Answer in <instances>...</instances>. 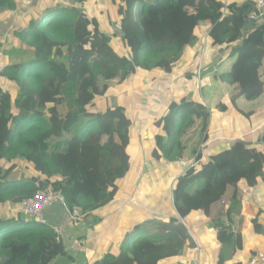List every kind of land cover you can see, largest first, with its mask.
I'll list each match as a JSON object with an SVG mask.
<instances>
[{
  "label": "trees",
  "instance_id": "16d2710c",
  "mask_svg": "<svg viewBox=\"0 0 264 264\" xmlns=\"http://www.w3.org/2000/svg\"><path fill=\"white\" fill-rule=\"evenodd\" d=\"M96 1L32 0L15 15V0H0V22L16 16L15 29L0 37V264L70 258L54 228L25 223L21 203L36 193L40 173L45 182L57 179L54 188L82 219L117 200L119 180L130 171L133 120L121 95L108 93L139 72L170 73L186 47L200 42L199 30L217 47L218 65L227 68L224 79L240 99L253 101L264 90V20L249 19L256 0H113L119 22L113 36L120 29L134 32L118 42L85 11ZM249 24L254 28L246 33ZM206 107L171 103L156 121L165 136H157L153 154L177 161L186 148L184 136L196 125L194 136L206 140ZM200 160L197 150L174 184L179 218L209 214L229 187L244 183L252 189L264 181V153L239 141L206 163ZM188 238L180 222L150 221L126 235L119 253L101 248L87 264H159L177 257Z\"/></svg>",
  "mask_w": 264,
  "mask_h": 264
},
{
  "label": "crops",
  "instance_id": "0c3cea01",
  "mask_svg": "<svg viewBox=\"0 0 264 264\" xmlns=\"http://www.w3.org/2000/svg\"><path fill=\"white\" fill-rule=\"evenodd\" d=\"M90 7L85 9L89 10ZM251 26H247L246 33L254 28ZM198 34L200 42L195 47L189 46L185 49L184 54L187 55L188 62L181 72L175 73L172 69L166 76L158 74L157 71L139 72L133 76H139L141 84H147L149 81L151 87L155 82H161V87H165L167 99L166 106L160 102L159 108L155 104L153 90L150 96H147L149 99L141 97L137 101L132 117L127 112L133 120L135 136L128 149L131 159L130 171L119 180L120 194L117 200L77 223L71 221L62 206L53 205L45 211L48 225L61 230L70 256L59 258L52 264H87L101 255V248L105 253L117 254L126 235L150 221H161L165 224L180 222L187 229L189 237L177 257L163 260L159 264H244L259 252H264V181L252 189L244 183L238 185V188L229 187L223 197L226 204H223L222 200L215 203L209 214L197 211L183 218L176 214L173 203L174 184L190 169L197 150L201 154V163H206L237 141L264 153V90L258 99L246 101L240 99L236 88L225 81V94L235 96L236 99L230 104H221L217 87V77L221 70L218 65V49L209 44L200 65L196 61L199 54L197 47L204 44L207 33L199 30ZM191 70L198 73L201 83H207L206 92L209 91L210 94L208 99L205 95L202 96L201 90L199 96L196 92L186 95L187 98H192L190 102L198 98L199 102L207 106L211 116L208 137L201 141L199 136H194L195 130L199 129L196 125L182 140L186 146L182 151L184 153H173L181 155L177 161L156 156L153 152L157 147V136H165L156 126V121L162 118L168 112L170 104L175 102L174 93L181 92V89H175L176 83L183 77L189 80ZM224 71L226 72L227 68H224ZM148 78L151 80H147ZM128 93L132 95L130 89H124L120 95L131 100L132 96L126 95ZM186 111V117L190 119L191 108ZM142 112L149 113L150 119L143 120L142 116L138 115ZM221 118L229 124L228 131L214 129V120L221 121ZM160 153L162 154L161 150ZM225 217L230 226H225L222 222ZM223 227L229 229L228 233H225ZM231 238L234 241H231ZM77 244H81L80 248L73 247Z\"/></svg>",
  "mask_w": 264,
  "mask_h": 264
},
{
  "label": "rangeland",
  "instance_id": "374dc122",
  "mask_svg": "<svg viewBox=\"0 0 264 264\" xmlns=\"http://www.w3.org/2000/svg\"><path fill=\"white\" fill-rule=\"evenodd\" d=\"M29 2H32V0H15V10L14 13L15 15L18 14L19 12L23 11V8H26L27 4ZM86 12H89L88 14L89 17L90 16H96L98 17L99 21L101 22V24L105 27L106 31L111 34L113 36L112 33V29L113 27L116 28L117 23L118 22V18H117V7L114 4L113 0H98L96 1L94 4L91 5V7L89 8V10L85 9ZM92 14V15H91ZM12 16L10 17L7 21H3L0 22V37H4L6 38L8 35L11 34L12 30L15 29V22H16V16ZM89 17H87L89 19ZM90 20V19H89ZM111 30V31H110ZM91 31L90 27H86L85 28V32L88 33ZM127 33V34H133L130 31H126L124 29H120L117 32L118 37L114 36L115 39L117 40V42L119 41L118 38L123 37V35ZM208 41H205L203 45H199L197 47V51H198V56L196 58V61L198 63L202 62L205 58V54L207 51V46H208ZM218 54V53H217ZM188 62V57L187 55H183L182 59L174 64L172 66V69L175 73H179L181 72L185 67L186 64ZM158 74L161 75H167V71H163V70H159L157 71ZM191 74V78L189 80H186L184 77L182 79H180V81H178L176 83L175 89L179 88L181 89V92H179V94L174 93V100L175 102L178 103H182L184 101H188L190 102V99L192 100V98H187L186 95L189 92H196V94H198V96L200 95V90H201V94L202 96L205 95L207 97V99L210 97L209 91L206 92L207 90V83L206 82H200L199 78H198V73H196L195 70H191L190 71ZM227 74L224 71V69H221L220 72L218 73V77H217V87H218V91H219V100L221 102V104H226V103H231L234 102L236 97L235 96H231V95H227L225 94V88H227L226 84H225V79L224 77H226ZM129 79L126 83V85L124 86H117L114 89H111L110 92L108 93L109 95L113 96L114 95H118L121 94L122 91L124 89H130V92L132 91V95L131 93L126 94L127 97L132 96L131 100H127L126 98L122 97V105H124L127 109V112L131 115L132 117V113H133V107L137 104V101L140 100V98L144 97L145 99H149L151 92L154 90V95L156 97V102L155 104L159 106V108H161V103H163L164 106H166V99H167V94L165 92V87H161V82H155L154 86L151 87V84L148 83L145 84L143 82V84H141L140 81V77H134L132 78V80ZM147 80H151L150 78H148ZM6 87H11L13 90L15 87L13 86H6ZM161 87V88H160ZM203 87V89H202ZM10 89V88H9ZM174 89V91H175ZM195 103H199L198 98L193 99ZM161 102V103H160ZM105 105V103H104ZM104 108V106H103ZM163 111V109H161V112ZM136 114H137V110H136ZM139 116H142L143 120H148L150 119L151 115L147 112H142L138 114ZM183 119L181 118V120L179 121V126L183 125ZM228 123L221 118V121H218L217 119L214 120V129L217 128L218 131H228ZM135 136V129L133 128V138ZM132 152V150H131ZM13 180L16 179V177L12 178ZM29 225H34V223L30 222L28 223Z\"/></svg>",
  "mask_w": 264,
  "mask_h": 264
},
{
  "label": "built area",
  "instance_id": "2783aa9c",
  "mask_svg": "<svg viewBox=\"0 0 264 264\" xmlns=\"http://www.w3.org/2000/svg\"><path fill=\"white\" fill-rule=\"evenodd\" d=\"M249 19L254 23H260L264 20V0H256V9L250 13ZM112 38L115 39L114 36ZM56 181L57 179H53L45 182L43 174H39V178L35 183L36 193L32 198L22 202L19 207V211L26 221V224L32 222L40 225H48L45 211L53 205L62 206L72 222L77 223L82 219V214L79 210L71 211L66 208L67 204L64 194L62 191L54 188ZM223 204L226 203L223 202ZM222 222L226 226H230L226 217L222 219ZM55 231L61 236V238L63 237L60 229L55 228ZM58 240L60 241L61 239L59 238ZM80 245L81 244H77L76 246L73 245V247L80 248ZM244 264H264V252H259Z\"/></svg>",
  "mask_w": 264,
  "mask_h": 264
},
{
  "label": "water",
  "instance_id": "95a60500",
  "mask_svg": "<svg viewBox=\"0 0 264 264\" xmlns=\"http://www.w3.org/2000/svg\"><path fill=\"white\" fill-rule=\"evenodd\" d=\"M66 208L69 209V206L67 205ZM66 215H67V212H66Z\"/></svg>",
  "mask_w": 264,
  "mask_h": 264
},
{
  "label": "clouds",
  "instance_id": "9594fccd",
  "mask_svg": "<svg viewBox=\"0 0 264 264\" xmlns=\"http://www.w3.org/2000/svg\"><path fill=\"white\" fill-rule=\"evenodd\" d=\"M223 202H225L224 200H222Z\"/></svg>",
  "mask_w": 264,
  "mask_h": 264
}]
</instances>
